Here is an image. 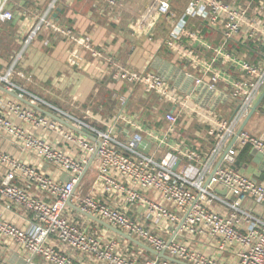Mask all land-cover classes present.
Masks as SVG:
<instances>
[{"label":"built area","instance_id":"obj_1","mask_svg":"<svg viewBox=\"0 0 264 264\" xmlns=\"http://www.w3.org/2000/svg\"><path fill=\"white\" fill-rule=\"evenodd\" d=\"M151 1L160 15L172 21L163 47L188 70L187 76L196 85H206L212 91L219 85L226 86L239 101L235 115L224 119L157 75L147 70L139 73L128 69L111 57L107 61L113 69L114 80L133 88L141 87L175 108L163 119L166 130L156 129L129 112L126 101L104 131L51 106L59 118L78 130H89L98 145L30 106H23L19 100L3 104L0 133L11 135L24 152L53 164L71 177L61 182L0 150V166L6 171L4 180H0V200L32 213L35 219L28 228L20 229L0 217V238L17 244L32 258L40 256L47 264H79L52 246L51 238L73 252L90 257L96 264H141L144 249L139 248L136 255L128 256L116 242L105 241L70 221L65 212L73 201L81 212L108 223L157 253L165 252L186 264H264V184L237 167L238 155L246 148L264 157L263 138L246 131L238 135L264 93V7L224 0H183V11L177 16L173 0ZM12 3L13 0H0V23L14 20ZM197 19L208 29L219 31L223 43L216 46L201 31L188 27L190 20ZM43 30L69 39L94 57H101L89 38L77 36L49 15L28 32L24 47L32 44ZM232 42L259 46L262 59L246 60L229 48ZM12 76L13 68L5 75L0 74V87L16 93L17 87L10 80ZM17 94L26 100L29 98L23 92ZM29 101L37 104L40 100ZM9 115L36 128L57 132L66 146L77 148L80 155L72 157L45 138L26 133ZM181 116L207 129L214 140L209 154L192 150L179 140L177 128ZM148 143L151 148L146 154L143 148ZM95 155L92 164L97 168L95 185L106 194L124 195L130 206H143L155 222L171 224L176 230L172 240L155 234L93 196L77 194L80 179ZM223 156L221 166L211 178ZM180 162L187 163V167L181 169ZM17 180L23 181L26 188L16 185ZM32 188L42 196L32 193ZM148 193L155 194L157 200L148 198ZM179 237L187 242H181ZM196 242L204 243L211 253L193 248ZM144 264L176 263L154 256Z\"/></svg>","mask_w":264,"mask_h":264},{"label":"crops","instance_id":"obj_2","mask_svg":"<svg viewBox=\"0 0 264 264\" xmlns=\"http://www.w3.org/2000/svg\"><path fill=\"white\" fill-rule=\"evenodd\" d=\"M111 1H114L115 5H111ZM224 1L231 4L264 7V0ZM172 4L178 16L183 11L184 1L173 0ZM10 9L14 13V20L3 26L7 29L6 34L11 35L17 47L23 45L22 56L20 61L15 60L11 65L15 55L14 50L10 52L6 49L3 53V47L0 48V74L5 75L13 68L11 80L17 87L16 93H25L26 97H29L27 100L31 98L40 100L36 105L56 116L57 113L53 112L51 106L77 120L80 118L75 115L76 112L82 116L86 115L91 121V125L85 122L87 125L104 131L121 109V104L126 101L129 112L156 129L166 130L167 124L163 119L175 108L162 103L156 95L146 93L141 87L133 88L126 82L114 80L113 69L107 61L109 57L128 69L139 73L147 70L157 75L173 85L180 93L192 95L201 107L214 111L224 119H231L239 107V101L232 97L226 86L219 85L212 91L206 85H196L194 80L187 76L188 70L163 47L172 21L160 15L151 0H13ZM46 15L53 18L58 25L73 30L77 36L89 38L101 57H94L85 48L48 30H43L32 44L24 47L28 32ZM162 21L166 23L159 30L158 26ZM204 24L200 19L190 20L188 27L201 31L214 45L222 44V34L208 29ZM11 38L8 39L11 41ZM4 40L0 38V42ZM4 42L6 43V40ZM229 48L250 62L262 59V49L252 43L232 42ZM9 102L19 101L8 94L6 88L0 87L1 112H4L1 106ZM159 113H162L163 118L156 121ZM9 116L10 120L26 133L45 138L53 146L72 157L80 155L77 148L66 146L57 132L44 130L41 127L36 128L27 122L20 121L16 116ZM84 118L81 117L85 120ZM177 131L181 138L179 140L188 148L203 155L209 154L213 149V138L207 129L195 120L181 116ZM244 131L264 139V100L260 110L252 116ZM0 150L61 182L70 180L71 176L67 172L34 154L24 152L11 135L0 133ZM237 159L238 162L252 168L254 173L250 174L237 166L241 171L264 184L263 156L246 148L240 152ZM179 164L181 169L187 167L185 162ZM96 175L95 164L84 176L77 190L80 191L85 187L87 195L123 212L129 219L141 223L155 234L168 240L174 237L175 227L164 221L155 222L147 216L143 206L126 204L125 196L119 193L106 194L95 185ZM5 176V168L0 166V180H4ZM15 184L26 188L23 181L17 180ZM30 191L42 196L36 188ZM147 197L157 200L153 193H148ZM65 215L75 225L86 229L89 233L96 234L105 241L116 242L120 250L128 256L136 255L140 248L89 218L77 209L73 201ZM0 217L20 229L28 228L35 221L32 213L4 200H0ZM179 240L187 242L181 237ZM50 243L79 264H96L90 257L73 252L55 238H51ZM192 246L200 252L211 253L202 242L193 243ZM153 257L154 255L145 252L140 262L144 264L147 259ZM0 264L47 263L40 256L32 258L17 244L0 238Z\"/></svg>","mask_w":264,"mask_h":264},{"label":"water","instance_id":"obj_3","mask_svg":"<svg viewBox=\"0 0 264 264\" xmlns=\"http://www.w3.org/2000/svg\"><path fill=\"white\" fill-rule=\"evenodd\" d=\"M6 92H7L8 94H10L11 96H13L14 98H16L17 100H19V101H21L22 103H24L25 105L30 106L31 108H33V109H35V110L41 112L42 114H44L45 116H48L49 118L53 119L54 121L61 123L62 125H64V126L70 128L71 130H73L74 132H76V133H78V134L84 136V137L87 138V139H90V140H92V141H94V142H97V140L95 139V137L91 134V132H90L89 130H87V129H84V130H78V129H77L76 127H74L72 124H70V123L64 121L63 119L59 118L58 116L54 115L53 113H51V112H49V111H47V110L42 109L41 107L37 106L36 104H33V103L30 102L29 100H26V99H24V98H21L17 93L10 92V91H8L7 89H6ZM263 100H264V93L261 95V97L259 98L258 102L255 104V106L253 107L251 113H250L249 116L247 117L246 121L244 122V124H243L242 127L240 128V130H239V132H238V135H240V134L245 130V127H246V125L248 124L249 120L252 118V116H253L258 110H260V105H261V103H262ZM236 139H237V138H235L234 142L236 141ZM97 143H98V145H100L99 142H97ZM150 148H151V144L148 143L147 148H143V152L146 153V154H148ZM226 154H227V152H225L224 156H225ZM224 156L220 159V161L218 162L217 166L215 167V169H214V171H213V173H212V175H211V178L215 175V173L217 172L218 168L221 166V164H222V162H223V159H224ZM95 158H96V155L92 158V160H91L89 166L87 167V169H86L84 175L81 177L80 182H81V180L84 178V176L87 174V172L90 170V168H91V166H92V164H93ZM237 166L240 167V168H242V169H244L245 171L249 172L250 174H253V173H254L253 170H252V168H249V166L244 165V164L241 163L240 161L237 162ZM175 169H176V167H175ZM80 182H79V183H80ZM69 205H71V202H69ZM78 210H79V209H78ZM86 215H88L89 218L93 219L94 221L98 222L99 224L103 225L104 227L108 228V229L111 230L112 232L118 234V235L121 236L122 238H124V239H126V240L132 242V243L135 244L136 246H138V247L144 249L146 252H148V253H150V254H152V255H154V256H157V257H159V258H161V259L169 260V261H171V262H173V263H176V264H186V263L181 262V261H179V260H177V259H175V258H171V257L167 256V255L165 254V252L157 253L156 251H154L153 249H151L149 246H147V245H145L144 243H142V242H140V241H138V240H136V239L130 237L129 235H127V234H125L124 232L120 231L119 229H117V228H115V227H113V226L107 224L106 222H104V221H102V220H100V219H98V218H95V217H93V216H91V215H89V214H86ZM182 224H183V223H182ZM182 224H180V226L178 227L177 231L179 230V228H181ZM171 240H172V239H171Z\"/></svg>","mask_w":264,"mask_h":264},{"label":"rangeland","instance_id":"obj_4","mask_svg":"<svg viewBox=\"0 0 264 264\" xmlns=\"http://www.w3.org/2000/svg\"><path fill=\"white\" fill-rule=\"evenodd\" d=\"M165 23H166V21H162L159 24L158 29L159 30L162 29L164 27ZM6 33H7V29L3 26L2 23H0V38L1 39L4 38L6 40V43L4 42L5 40L3 42H0V48L3 47L2 48L3 49V53L5 52L4 50H6V49H8V51H10V50L13 51L14 50L15 55H13V60L11 61V65H12L15 62V60L20 61V58L22 56L21 52H22V49H23V45L22 46L18 45V47H17V45L14 43V40H12L11 35L10 34H6ZM8 38H11V41ZM12 51H10V52H12ZM19 54H20V57H18ZM11 82H12V80H11ZM75 115L79 116L80 120H82L84 123L86 122L87 124L91 125V121H89V119H87L88 116L79 115L78 112H76ZM81 117L82 118L86 117V119L84 118L85 120H83V119H81ZM162 118H163L162 113L161 114L159 113L156 116V121H160V120H162ZM92 124L96 125V123H94V122H92ZM89 173L91 174V171ZM77 193L78 194H82V195H87L88 194L87 190H85V187L82 190L80 189V191L77 190Z\"/></svg>","mask_w":264,"mask_h":264},{"label":"trees","instance_id":"obj_5","mask_svg":"<svg viewBox=\"0 0 264 264\" xmlns=\"http://www.w3.org/2000/svg\"><path fill=\"white\" fill-rule=\"evenodd\" d=\"M8 23V22H7ZM2 24H6V23H2ZM153 127V126H152Z\"/></svg>","mask_w":264,"mask_h":264}]
</instances>
